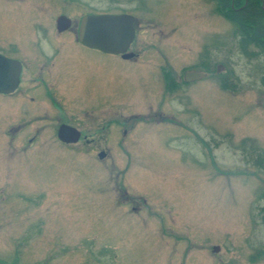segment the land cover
I'll list each match as a JSON object with an SVG mask.
<instances>
[{
    "label": "rangeland",
    "instance_id": "374dc122",
    "mask_svg": "<svg viewBox=\"0 0 264 264\" xmlns=\"http://www.w3.org/2000/svg\"><path fill=\"white\" fill-rule=\"evenodd\" d=\"M87 14L135 17L144 56L88 53L102 77L85 89L72 61L53 78L62 64L47 60L43 83L34 53L84 54L72 41ZM242 41L211 0H0V52L17 46L29 86L0 98V264H264V54ZM184 71L204 76L179 84ZM95 110L102 126L139 123L123 140L116 123L90 146L57 139Z\"/></svg>",
    "mask_w": 264,
    "mask_h": 264
},
{
    "label": "flooded vegetation",
    "instance_id": "af4514ba",
    "mask_svg": "<svg viewBox=\"0 0 264 264\" xmlns=\"http://www.w3.org/2000/svg\"><path fill=\"white\" fill-rule=\"evenodd\" d=\"M87 15H98V14H87ZM86 15V16H87ZM61 17V16H59ZM58 17V18H59ZM85 17V16H84ZM57 18V19H58ZM80 23H81V20L78 22V29L76 30L77 31V34H78V31H79V27H80ZM70 29V26L69 28ZM67 29V30H68ZM65 30V31H67ZM78 37V35H77ZM76 37V40H73L72 43L74 45H76L78 48L76 49H80L83 51L84 54H80L77 53L75 51V47L73 49V47L70 49L72 50V53L68 56L66 55L65 58L63 57L64 55H56L55 57H53L52 59H48L46 56L45 53L41 52V54H37V53H34V56H39V59L36 58L35 59V62L40 61L41 64H36V67L38 68L37 72H39V75H40V80L44 83L45 82V74H44V70L43 68H45V65H47V60L48 62L51 61L50 65L52 68H56L60 63L62 64V62H66V64H62L59 66V68L57 67L56 70L54 71V73H52L53 69L51 70V76L53 78H57L63 71V65L64 66H70L71 65V61L73 63V65L77 68H80L83 70V76H80V84H81V87L82 88H86L87 86H89L90 84H87L90 79H93L95 78L96 76L98 78L102 77L101 74L99 75V72L101 70V68H99V64L101 62V60L93 57V56H90L88 53H99L100 55H109V56H116L118 57L121 61H125L127 63H135L136 61H140L141 60V56H144V54H141V53H138V52H133V51H130V47L131 45L134 43V41L131 43V45L129 46V49H128V52L127 53H123V54H103L102 52L100 51H97L95 49H91V48H88L86 47L85 45H83L82 43H80V41L78 40V38ZM13 46V45H12ZM14 47V48H13ZM11 47L10 53H12L13 51L17 50V46H13ZM45 48V47H44ZM2 49V48H1ZM4 52L6 54H8L9 57H7L4 53L0 52V56L8 59V60H12V61H17L18 63H20V66H21V70H20V75H19V83H18V86L17 88L15 89V91L13 93H10V94H4V93H0V98H3V97H9V96H12V95H15L17 93H21L23 92L26 88H28L29 86H26L24 88V84H23V76L24 74L27 72V65L24 64V62L20 59V58H17L16 56H12L10 53L6 52L4 50ZM87 54V55H86ZM82 55V56H81ZM61 57V58H60ZM101 57V56H100ZM99 62V63H98ZM73 67V66H72ZM42 69V70H41ZM188 72V71H184V73L182 75H179V84L185 82L187 84H191L192 82H186L185 79H184V74ZM116 74V73H115ZM162 79H163V82H164V85H165V91L168 92L167 90H173V89H178L179 87L177 86V84H175V80L174 78H172V74L171 72L168 73L167 70H164L162 73ZM129 76V75H128ZM49 79V77H47ZM116 78V77H115ZM148 77H146L147 79ZM113 79V77H112ZM85 80H87L86 83H82V82H85ZM79 82V81H77ZM36 83V80L33 81V84ZM145 84H147V82H145ZM45 85V84H44ZM51 87H54V86H51ZM149 87V86H148ZM146 86V88H148ZM145 88V89H146ZM144 89V91H145ZM45 94H47L48 97H51L50 95V92L49 90L48 91H45ZM124 94H128V92L124 93ZM124 94H121L120 96H117L114 95L113 97V100L111 101H108V102H105L103 104V108H109V109H112L118 105H123L124 103L123 102H126L124 99H123V95ZM54 96V95H53ZM52 96V97H53ZM61 97V100H62V96L60 95ZM53 103H55V101H53ZM57 103V102H56ZM55 103V104H56ZM56 106V105H55ZM90 108V107H89ZM92 108V107H91ZM97 109V108H96ZM98 110H95V116L92 118L93 120L89 121V123H84L85 125L80 127V129L76 128L74 125L70 124V123H67L69 121L66 120V121H62V122H59L58 124V127H57V131H56V137L57 139L61 142V143H66V145L70 146V145H77L79 143H84L88 146L94 144L96 141H98V137L99 136H102V133H101V127H104V131H103V134L105 132V138H106V135H108V133L110 134L111 133V125L113 123H116L117 127L120 126V123L118 120H114L112 122H106L104 126H102V121L104 120L103 118H101V115H103L104 111L103 112H96ZM111 113V111L109 112ZM116 113V112H115ZM159 114V113H158ZM130 116V115H129ZM128 116V117H129ZM135 119V116L131 115V118H129V120H126L124 122H122V124H125V128H120L121 129V138H125L128 133H130V131L133 129L134 126L138 125L139 122H134L131 124V121ZM113 126H115L113 124ZM61 128H64L65 132H66V135L63 136L64 140H70V141H73L75 140L73 143L72 142H62L60 139H59V133L61 131ZM69 131V132H68ZM69 133V135H67ZM101 154H104L105 156V153H104V150L103 149H99L98 150V157L101 155ZM100 158V157H99ZM214 248V247H213ZM218 248V247H217ZM218 251H219V248H218ZM217 251V252H218ZM214 252V250H213ZM215 253V252H214Z\"/></svg>",
    "mask_w": 264,
    "mask_h": 264
},
{
    "label": "water",
    "instance_id": "95a60500",
    "mask_svg": "<svg viewBox=\"0 0 264 264\" xmlns=\"http://www.w3.org/2000/svg\"><path fill=\"white\" fill-rule=\"evenodd\" d=\"M134 22L135 19L127 14L87 15L81 19L78 38L86 47L97 49L103 53H127L135 36ZM69 26L70 20L64 16L59 17L56 21L58 32L67 30ZM19 74L20 63L0 56V93H13L18 85ZM203 76L202 72L188 71L185 73L184 79L186 82H194ZM65 135L64 128H61L58 137L62 142L68 143L70 140H64L63 136ZM99 157L103 158L104 154ZM213 250L217 252L218 248L214 247Z\"/></svg>",
    "mask_w": 264,
    "mask_h": 264
},
{
    "label": "trees",
    "instance_id": "16d2710c",
    "mask_svg": "<svg viewBox=\"0 0 264 264\" xmlns=\"http://www.w3.org/2000/svg\"><path fill=\"white\" fill-rule=\"evenodd\" d=\"M217 4L218 12L228 21L233 22L243 35L244 48L254 45L259 53L264 54V11L259 0H211ZM264 71V69H263ZM264 82V75L262 78ZM221 88L232 90L223 81ZM261 162V160H259ZM262 164V162H261Z\"/></svg>",
    "mask_w": 264,
    "mask_h": 264
},
{
    "label": "bare ground",
    "instance_id": "6f19581e",
    "mask_svg": "<svg viewBox=\"0 0 264 264\" xmlns=\"http://www.w3.org/2000/svg\"><path fill=\"white\" fill-rule=\"evenodd\" d=\"M98 15H105V14H98ZM109 15H112V14H109ZM115 15H121V14H115ZM127 15H129V16H132V15H130V14H127ZM133 17V16H132ZM134 19H135V22H134V31H135V36H134V40H135V38H136V18L135 17H133ZM78 35V34H77ZM78 38V37H77ZM78 40H79V38H78ZM133 40V41H134ZM81 43V42H80ZM95 50H97V49H95ZM97 51H99V50H97ZM101 52V51H100ZM103 53V52H102ZM103 54H107V53H103ZM20 70H21V66H20ZM20 75V74H19ZM18 83H19V81H18ZM18 86V85H17ZM160 105H162L161 103H160ZM126 120H129V118H125V119H122V122H124V121H126ZM121 140H123V137L121 138ZM73 143V142H72Z\"/></svg>",
    "mask_w": 264,
    "mask_h": 264
}]
</instances>
